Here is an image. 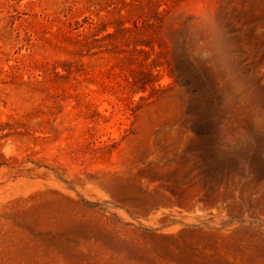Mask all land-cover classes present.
Returning <instances> with one entry per match:
<instances>
[{
  "label": "rangeland",
  "instance_id": "1",
  "mask_svg": "<svg viewBox=\"0 0 264 264\" xmlns=\"http://www.w3.org/2000/svg\"><path fill=\"white\" fill-rule=\"evenodd\" d=\"M0 264H264V0H0Z\"/></svg>",
  "mask_w": 264,
  "mask_h": 264
}]
</instances>
